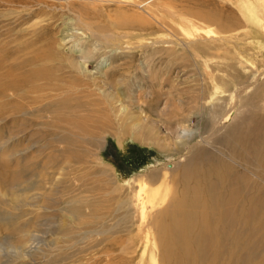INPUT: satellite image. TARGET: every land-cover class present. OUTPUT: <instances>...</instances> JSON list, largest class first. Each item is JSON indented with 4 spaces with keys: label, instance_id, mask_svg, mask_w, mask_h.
I'll use <instances>...</instances> for the list:
<instances>
[{
    "label": "rangeland",
    "instance_id": "374dc122",
    "mask_svg": "<svg viewBox=\"0 0 264 264\" xmlns=\"http://www.w3.org/2000/svg\"><path fill=\"white\" fill-rule=\"evenodd\" d=\"M33 72L52 74L59 89L62 83L81 86L85 95L72 102L62 89L47 90L32 102L23 81ZM98 103L108 108L100 153L106 166L83 152L100 139L90 137L68 155L60 144L64 132L51 121L54 110ZM230 110L234 119L217 131ZM262 131L264 0H0V264H151L152 255L159 264L161 248L150 228L182 191L185 171L206 170L211 181L223 172L220 162L231 169L226 173L264 189L256 178L263 169L250 154ZM50 157L57 166L46 191L13 194L16 182L25 187L27 170L34 164L42 169ZM135 181L162 191L142 220L150 228L138 226L140 214L131 208ZM95 184L104 197L92 193ZM80 199L89 201L81 203V214L101 206L97 215H106V229H115L110 236L73 237L87 230L66 211ZM104 199L109 205L100 204ZM39 213L51 226L41 218L39 227L13 231L15 215L24 225ZM93 215L85 218L91 222ZM35 230L47 236L26 253L27 234ZM150 230L151 240L144 234ZM66 231L72 239L64 238Z\"/></svg>",
    "mask_w": 264,
    "mask_h": 264
},
{
    "label": "bare ground",
    "instance_id": "6f19581e",
    "mask_svg": "<svg viewBox=\"0 0 264 264\" xmlns=\"http://www.w3.org/2000/svg\"><path fill=\"white\" fill-rule=\"evenodd\" d=\"M44 71L45 70L42 72ZM42 72L29 73L26 78H24L23 82L25 85H23L25 87H31L32 102L37 103L40 101L34 98L36 97V93L47 92V90L57 91L62 89L64 93L71 97L72 102L73 100L79 99L77 97L78 95L83 94L84 89L80 88L81 86L76 87L68 83H62L63 87L61 85L62 88H57L58 84L56 85L54 83L52 74ZM47 79H51L53 83L46 81ZM35 82H40V84L36 85ZM91 86L92 83L88 82L82 84V87L86 88V90L90 89ZM41 105L39 104L40 107ZM105 108L107 107L104 106L103 108L101 105L99 106L98 103L92 109H90L88 105L86 107L83 106V108L66 107L54 110L55 115L53 116L54 118H51V121L56 125V130L58 129L64 132L62 136H59L62 139L60 144L64 146L63 151L68 149V151H70L68 155L73 153V156L75 150L78 149V144H81L83 147L90 137L96 136L95 140H101L98 146L90 151L86 147L83 152H89L88 157L91 162L98 165L104 164L103 166H106L100 158V153L104 151L105 144L107 143L106 138L101 137L104 133L103 131L106 129L107 123H109L107 114L108 108ZM232 112L230 110V112L223 117L221 122H219L217 131H221L223 125L225 126L234 119L235 116L230 115ZM95 130H98L100 134L97 132L95 135ZM241 139L242 138H240L239 141ZM251 145L254 151L252 153L250 152V154L255 157L256 164L260 166L259 168L263 169L261 172L262 174H260L263 176L256 174V178L264 182V131H262V134L258 136L256 140L254 139V141L251 142ZM80 150L82 151V148ZM77 156H79V154ZM56 163L57 159L50 157V161L44 164L42 169H39L38 165L34 164L26 172L27 180L25 181V187L23 182H16L17 185L14 187L10 185V187L14 189L13 194L17 189L25 191L37 188L41 191H46L52 177L55 176L54 169ZM218 164L221 165L220 169H223V172H215V176L211 181L206 179L208 174L206 170L198 171L193 174L185 171L181 181L183 186L182 191L180 194L175 193L174 197L170 198L167 206L159 215L157 214V220H155L151 228L149 227L150 224L146 225L144 223L145 221L143 222L142 220L145 219V217L147 219L148 208L153 209L157 205L156 201L162 191L161 189L149 190L147 189L148 185L146 182L135 181L137 182L138 191L136 192L135 204H133L134 206L132 205L131 208L137 209V212L140 214L139 217L141 218V222L138 225L139 227L145 225L151 230L154 228L155 235L159 242L158 246L161 248V259L159 264H264V189L259 183L248 177L237 174L231 176V172H225L230 169L229 166L222 165L220 162ZM170 167H172V165H170ZM224 168L226 170H224ZM208 170L212 171L211 168H208ZM33 179L35 181H33ZM102 191L103 190L100 191L99 184H95L92 193L96 196V193L99 192L98 194L100 195ZM102 194L104 197V193ZM36 198H39V195H36ZM17 199L16 197L14 198V200L18 202ZM108 201V199H104L100 204L108 203L109 205ZM81 203H89V201L82 199L79 201H70L68 203V205H70L68 206L69 210H66L71 213V216L78 220L80 224L83 226L87 225L84 226L87 230H80L78 233H75L73 237L83 240L95 235H109L115 230L114 228L106 229V221L110 220L109 218L106 219V215L104 217H99L97 215L101 211V206H88L89 210L91 209V212L94 213L91 222H89L91 218L89 217L90 219L87 220L85 218V216H87L85 215L86 213H83L85 216L81 214ZM12 205H17V203ZM44 209L48 208H46V206L43 207V212H45ZM41 214L36 216V221H32L31 219L23 221L26 222L24 225H21L19 221L17 222L20 217L15 215L14 219L10 222L13 231L15 232L23 226L36 225L39 227L37 223L41 218L45 220V224H48L46 222V217L48 216H45L43 213ZM109 214L107 216H109ZM31 221L35 224L31 223ZM18 224L20 225L18 226ZM45 224L43 223L41 226H47ZM48 226H51V224H48ZM142 230L144 232L146 229ZM151 230L144 233L146 238L149 237L150 239V235L153 233ZM72 234V231H66L64 232V238L72 239ZM27 235L30 237L28 240H32V243L27 244L26 248L24 247L26 253L29 252L31 245H33L35 241H41L40 236H47L46 233L40 230H35V232L28 233ZM28 240L27 242H29ZM117 242L123 243L121 240ZM151 264H157L156 256H151Z\"/></svg>",
    "mask_w": 264,
    "mask_h": 264
}]
</instances>
